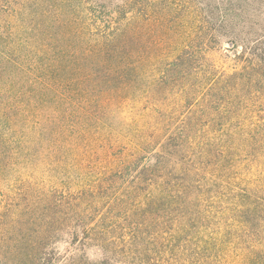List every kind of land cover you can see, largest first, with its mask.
I'll use <instances>...</instances> for the list:
<instances>
[{"label":"trees","instance_id":"1","mask_svg":"<svg viewBox=\"0 0 264 264\" xmlns=\"http://www.w3.org/2000/svg\"><path fill=\"white\" fill-rule=\"evenodd\" d=\"M0 264H264V0H0Z\"/></svg>","mask_w":264,"mask_h":264},{"label":"rangeland","instance_id":"2","mask_svg":"<svg viewBox=\"0 0 264 264\" xmlns=\"http://www.w3.org/2000/svg\"><path fill=\"white\" fill-rule=\"evenodd\" d=\"M239 51L240 48L233 50L229 44H226L223 41L220 48L212 54V57L222 70L226 72H232L233 70L239 68L238 64L234 61V56ZM57 249L61 254L64 253V251L67 249L66 243H58Z\"/></svg>","mask_w":264,"mask_h":264}]
</instances>
